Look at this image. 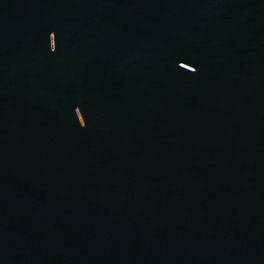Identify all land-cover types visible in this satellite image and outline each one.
Masks as SVG:
<instances>
[{"label":"water","instance_id":"95a60500","mask_svg":"<svg viewBox=\"0 0 264 264\" xmlns=\"http://www.w3.org/2000/svg\"><path fill=\"white\" fill-rule=\"evenodd\" d=\"M0 264H264V0H0Z\"/></svg>","mask_w":264,"mask_h":264}]
</instances>
